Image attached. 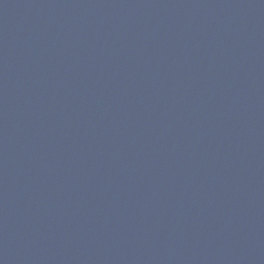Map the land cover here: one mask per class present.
I'll return each mask as SVG.
<instances>
[{
    "label": "water",
    "instance_id": "95a60500",
    "mask_svg": "<svg viewBox=\"0 0 264 264\" xmlns=\"http://www.w3.org/2000/svg\"><path fill=\"white\" fill-rule=\"evenodd\" d=\"M0 264H264V0H0Z\"/></svg>",
    "mask_w": 264,
    "mask_h": 264
}]
</instances>
